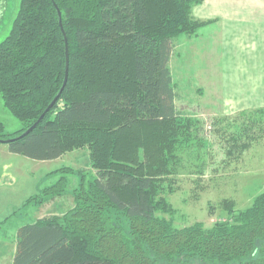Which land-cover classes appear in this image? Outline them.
<instances>
[{"label": "trees", "instance_id": "trees-1", "mask_svg": "<svg viewBox=\"0 0 264 264\" xmlns=\"http://www.w3.org/2000/svg\"><path fill=\"white\" fill-rule=\"evenodd\" d=\"M201 2L20 0L0 42V97L25 126L8 134L0 122V139L39 161L86 148L96 174L59 169L80 177L74 207L19 226L12 264H264V191L233 221L209 228H177L158 214L172 212L161 184L197 128L176 103L170 62L175 40L207 24L193 16ZM60 14L68 81L20 137L64 84ZM68 182L62 175L41 185L22 208L62 198Z\"/></svg>", "mask_w": 264, "mask_h": 264}, {"label": "rangeland", "instance_id": "rangeland-1", "mask_svg": "<svg viewBox=\"0 0 264 264\" xmlns=\"http://www.w3.org/2000/svg\"><path fill=\"white\" fill-rule=\"evenodd\" d=\"M19 3L20 0L0 1V42L11 30ZM182 42L183 46L179 45ZM197 44L196 50L190 51L185 46L187 40H175L170 62L176 103L183 114L197 123L193 143L182 162L161 184V197L171 204L172 212L160 211L158 214L171 220L177 228L197 222L208 228L215 223L231 222L264 191V104L224 103V95L231 90L221 86L225 57L220 55L218 46L213 50L209 30L201 32ZM218 44L221 47L220 40ZM236 90L238 95H246L245 88ZM0 122L8 134H17L25 126L3 106L1 97ZM0 152V163L12 166L8 168V174L2 173L3 166L0 167V222L5 221L0 224V264H11L19 226L63 215L74 207L72 190L80 177L60 174L59 169L83 170L88 180L96 171L91 167L86 148L50 161L11 153L7 143L0 142ZM62 175L69 178V190L62 198L37 207L22 208L41 185H47L51 180L55 182Z\"/></svg>", "mask_w": 264, "mask_h": 264}, {"label": "crops", "instance_id": "crops-1", "mask_svg": "<svg viewBox=\"0 0 264 264\" xmlns=\"http://www.w3.org/2000/svg\"><path fill=\"white\" fill-rule=\"evenodd\" d=\"M193 16L207 24L197 34L181 35L177 39L187 40L185 46L190 51L196 50L201 32L209 30L213 50L218 46L221 49L220 55L225 57L222 60L224 82L221 86L231 90L224 95L223 102L237 105L264 104V0H202L194 6ZM209 45L211 47L210 42ZM238 88H245L246 95H238ZM2 152L6 154V151ZM1 166L2 173L7 174L8 168L12 167L4 162L0 163ZM13 256L14 252L11 264Z\"/></svg>", "mask_w": 264, "mask_h": 264}, {"label": "water", "instance_id": "water-1", "mask_svg": "<svg viewBox=\"0 0 264 264\" xmlns=\"http://www.w3.org/2000/svg\"><path fill=\"white\" fill-rule=\"evenodd\" d=\"M59 11V10H58ZM60 13V11H59ZM60 25L62 27V30H63V33L65 35V41H66V71H65V80H64V84H63V87L61 88V91L60 93L55 97V99L52 101V103L49 105V107L45 110V112L39 117V119L31 126L29 127L24 133H22L20 135V137H23V136H26L28 135L30 132H32L37 126L38 124L43 120L45 114L51 109V107L55 104V102L58 100L61 92L63 91L64 87L66 86L67 84V81H68V75H69V58H70V55H69V47H68V38H67V35H66V32L63 28V24H62V20H61V14H60ZM9 140H2L0 139V142L1 143H5Z\"/></svg>", "mask_w": 264, "mask_h": 264}]
</instances>
